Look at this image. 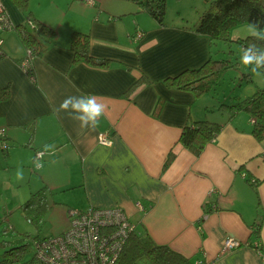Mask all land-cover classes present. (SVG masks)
I'll use <instances>...</instances> for the list:
<instances>
[{
  "label": "crops",
  "instance_id": "crops-1",
  "mask_svg": "<svg viewBox=\"0 0 264 264\" xmlns=\"http://www.w3.org/2000/svg\"><path fill=\"white\" fill-rule=\"evenodd\" d=\"M26 1L24 8L18 0H2L14 24L4 32L0 58V89L9 88L8 96L0 97V128L8 142L0 146V208L5 214L47 185L50 206L66 221L64 230L69 207L120 204L158 243L195 264H264L260 251L246 244L261 221L264 248V138L253 134L246 111L230 117L219 108L234 95L247 96L263 86L264 72L242 64L241 70L239 59L231 58L237 63L229 68L234 69L230 81L224 72L216 85L196 95L166 78L210 57H230L209 35L191 26L159 25L154 18L145 26L139 5L124 10L112 0ZM127 13L136 26L123 21ZM29 17L56 31L54 41L33 58V76L20 64L26 46L15 28ZM251 27L232 29L231 55L232 42L243 49L238 39ZM137 29L143 35L135 40ZM74 30L87 31L91 53L113 62L74 61L69 47ZM249 70L250 79L245 77ZM85 94H95L108 106L95 129H81L78 121L57 111L66 97ZM201 118L218 121L222 128L196 155L179 138L187 121ZM102 131L109 132L110 145L100 142ZM46 144L54 146V153L37 158L36 151ZM19 169L22 180L16 178ZM2 197L7 198L3 203ZM228 236L242 244L224 249Z\"/></svg>",
  "mask_w": 264,
  "mask_h": 264
},
{
  "label": "trees",
  "instance_id": "trees-1",
  "mask_svg": "<svg viewBox=\"0 0 264 264\" xmlns=\"http://www.w3.org/2000/svg\"><path fill=\"white\" fill-rule=\"evenodd\" d=\"M19 4L26 8V0H18ZM140 11L148 12L159 25H164L166 16L167 0H135ZM209 6L200 14L198 21L193 28L196 32L209 35L214 41H232V29L240 24L256 25V30L264 28V0H208ZM34 25H31L29 21ZM17 33L26 46L33 52V56L43 53L46 45L54 41L56 31L47 23L38 18L29 17L27 21L15 26ZM243 48L250 44H256L264 48V41L256 40L251 34L238 39ZM74 53V61L84 60L92 65L108 66L113 62L109 57H98L90 51V34L87 31L74 30L71 34L69 44ZM232 51V50H230ZM237 61L227 57H210L202 65L195 68L185 69L175 76L166 78L172 85L186 88L201 95L212 88L222 77L225 70H228ZM264 72V69H261ZM246 78L250 79L251 71L246 73ZM134 83L130 89L135 87ZM129 89V90H130ZM9 88L0 89V97L8 96ZM220 109L227 110L230 117L238 111H246L253 121V134L261 139L264 138V85L258 86L247 96L234 95L230 103L222 102ZM222 128V123L208 118H201L187 121L182 128L180 142L199 155L206 144L217 137ZM171 151L164 164V169L168 167L172 154ZM254 186L258 182H252ZM48 186L43 185L33 191L30 196L20 204V208L28 215L32 221H42L46 211L50 207ZM211 208L206 207V212ZM137 229L132 231L126 239L123 249L115 264H134L139 260L145 259L151 264H195L191 257L171 248L167 244L158 243L139 222H136ZM262 223L257 222L251 229L253 240L247 241L248 244L255 246L254 241L261 243L260 231ZM37 238V237H36ZM4 247V257L0 261L9 262L14 259H21L28 251L25 244L12 245L11 241L2 243ZM262 246V244H261ZM29 264V263H28Z\"/></svg>",
  "mask_w": 264,
  "mask_h": 264
},
{
  "label": "built area",
  "instance_id": "built-area-1",
  "mask_svg": "<svg viewBox=\"0 0 264 264\" xmlns=\"http://www.w3.org/2000/svg\"><path fill=\"white\" fill-rule=\"evenodd\" d=\"M29 23L34 25L30 20ZM14 26L10 15L0 0V58L5 55L4 32ZM143 31L137 29L133 39L141 38ZM33 52L26 48V55L20 61L22 68L31 76L33 71ZM255 121V118H252ZM100 142L110 145L112 138L109 132L99 133ZM0 146L6 148L8 142L4 129L0 128ZM43 149L36 151L38 153ZM254 182V179H250ZM136 206L144 209L143 203L138 200ZM69 227L64 231L33 241L34 254L29 264H115L123 249L124 243L132 231L137 229L126 209L120 204L112 206L88 205L87 207H69L67 209ZM256 248L264 259V248L261 243L254 241ZM242 242L228 236L224 241V249L241 245ZM248 244V242H246ZM197 261V264H200Z\"/></svg>",
  "mask_w": 264,
  "mask_h": 264
},
{
  "label": "rangeland",
  "instance_id": "rangeland-1",
  "mask_svg": "<svg viewBox=\"0 0 264 264\" xmlns=\"http://www.w3.org/2000/svg\"><path fill=\"white\" fill-rule=\"evenodd\" d=\"M112 3H114L115 5L120 4L119 9L124 10L134 9L139 5L135 0H112ZM208 6V0H167L165 22L168 25H184L193 27L195 22L198 21L200 14ZM137 14L142 16L141 18H143L145 26H148V22L154 20L153 17L146 11H140L137 12ZM121 16L124 22L136 26L133 15L127 13ZM217 44L219 47L225 46L227 48L230 58L239 59L240 61V57L242 56V49L237 45V43L232 42V48L234 49L232 55L230 52L231 45L229 42L217 39ZM241 64V62L237 63L236 66ZM242 65L241 70L244 69V66ZM224 72H226L225 74L227 77L225 81H227L228 83L231 76H234V69H229ZM256 73L261 74L262 71L259 70ZM243 82L244 84H248V82L245 80H243ZM6 200L7 198L2 197V203ZM19 206V204L15 206L11 213H6L8 215L5 214L3 207L0 208V261L4 257V247L2 246V243H6L7 241H11L12 245L25 244L26 247H28V251L26 255L21 259H14L12 261L3 263L0 262V264H28L34 254L33 241L36 237L55 235L63 231L66 227V221L59 215V212L56 209H52L55 208L53 205L50 206L48 211H46L44 219L42 221H32L31 215L26 214ZM3 217H6V219L4 220ZM68 227L69 221L67 228ZM134 264L151 263H149L145 259H142Z\"/></svg>",
  "mask_w": 264,
  "mask_h": 264
},
{
  "label": "clouds",
  "instance_id": "clouds-1",
  "mask_svg": "<svg viewBox=\"0 0 264 264\" xmlns=\"http://www.w3.org/2000/svg\"><path fill=\"white\" fill-rule=\"evenodd\" d=\"M256 25L250 28V34L256 39L264 41V30H256ZM240 62L250 67L251 71L258 72L264 69V48L258 47L256 44H250L242 49ZM107 105L102 102L101 98L95 94H85L80 96H68L59 105L57 111H63L69 117L79 122L81 129H95L100 118L107 113ZM43 151L38 153L42 159L45 154L54 153V146L46 144L43 146ZM37 168L42 167V164L36 163ZM16 178L22 180L23 170L19 169L16 173Z\"/></svg>",
  "mask_w": 264,
  "mask_h": 264
}]
</instances>
